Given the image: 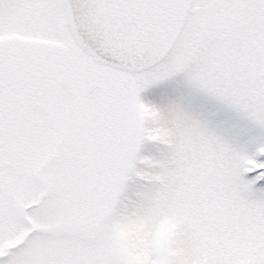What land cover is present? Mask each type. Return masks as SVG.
<instances>
[{"label":"snow or ice","instance_id":"snow-or-ice-1","mask_svg":"<svg viewBox=\"0 0 264 264\" xmlns=\"http://www.w3.org/2000/svg\"><path fill=\"white\" fill-rule=\"evenodd\" d=\"M0 264H264V0H0Z\"/></svg>","mask_w":264,"mask_h":264}]
</instances>
